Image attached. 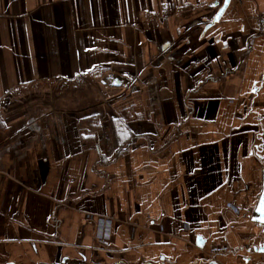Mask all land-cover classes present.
<instances>
[{
	"label": "crops",
	"instance_id": "crops-1",
	"mask_svg": "<svg viewBox=\"0 0 264 264\" xmlns=\"http://www.w3.org/2000/svg\"><path fill=\"white\" fill-rule=\"evenodd\" d=\"M263 190L264 0H0V264H264Z\"/></svg>",
	"mask_w": 264,
	"mask_h": 264
},
{
	"label": "built area",
	"instance_id": "built-area-1",
	"mask_svg": "<svg viewBox=\"0 0 264 264\" xmlns=\"http://www.w3.org/2000/svg\"><path fill=\"white\" fill-rule=\"evenodd\" d=\"M113 234V221L109 218H99L98 220V237L101 240H109ZM228 247L224 244L214 246L209 250L211 259H215L218 255L228 252Z\"/></svg>",
	"mask_w": 264,
	"mask_h": 264
},
{
	"label": "water",
	"instance_id": "water-1",
	"mask_svg": "<svg viewBox=\"0 0 264 264\" xmlns=\"http://www.w3.org/2000/svg\"><path fill=\"white\" fill-rule=\"evenodd\" d=\"M220 15V14H219ZM219 18V16L216 17V20ZM252 220L258 223L264 224V190L263 194L261 196L260 202L252 216ZM198 243L201 245L203 243L202 238H198ZM264 248L255 247L254 250L262 251ZM213 264H216L215 262Z\"/></svg>",
	"mask_w": 264,
	"mask_h": 264
}]
</instances>
